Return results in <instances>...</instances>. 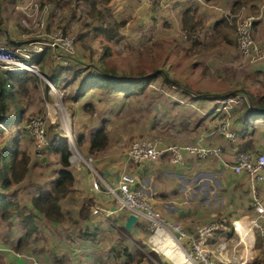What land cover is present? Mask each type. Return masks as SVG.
Returning <instances> with one entry per match:
<instances>
[{
  "label": "rangeland",
  "instance_id": "rangeland-1",
  "mask_svg": "<svg viewBox=\"0 0 264 264\" xmlns=\"http://www.w3.org/2000/svg\"><path fill=\"white\" fill-rule=\"evenodd\" d=\"M235 1V4L226 8H224V4L220 0H217V3L222 5L224 14L229 10L233 13H240L243 16H245L244 14L253 15L256 20L253 32L254 38L256 43L264 48V0H255L252 4L246 2L245 5L241 2L237 4L239 0ZM0 2L6 23L3 27L6 33L5 35L1 34L0 44L3 43V45L12 46L11 44L13 43H23L37 38L38 33L39 35L42 32L48 33L58 27H61L66 35L73 38L75 44L74 53L67 59H65L60 49H48L51 60V65L49 66H51V69L60 66L63 68H71L69 71L62 72L61 74L62 83L59 87H56L59 96L49 94L50 87L45 83L43 74H31V72H28L30 75L38 76L40 81L37 87L31 89V94L28 99H24L23 105L25 104V112L21 116V121L17 115H13L10 119L8 117L4 118V123L8 125V128L6 131H3L5 134L2 133L0 145L4 143L7 145L12 140L17 139L14 137V134L18 135L15 130L18 129V126L21 128L29 118L35 115H41L45 121L46 144L41 151L36 150L30 135H25L26 137L22 141L23 145H20V148L25 150L33 160L32 168L29 167L26 176L29 182L32 179L31 175H33L34 171L37 174H48L52 171L53 164L51 156H53L54 143L66 140L71 157L78 153L79 144L76 142L78 140L76 135L78 131H95L102 126L107 133V145L98 154L103 153L107 155L108 152L112 151L111 154L116 156L115 159L117 161L120 159L123 161L126 157L127 149L133 140L142 137L152 138L153 136H159V134L162 135L163 131L167 129L174 131L182 130L174 118L178 116V111L174 107H178V104L183 103L193 104L192 99L177 97V89L172 87L170 83L165 82L160 75L146 84L138 94L131 96H126L122 93L109 95L100 89H93L78 100H75L74 96L80 90L78 82L88 78L91 72H94L99 65L97 62L98 58L102 54H108L106 59L109 58L115 65L117 64L118 68L116 69L121 71L119 72V76L126 78L129 76H138L143 60L151 57L156 60L157 65L160 67L166 64L165 69L169 72L171 78L180 81L184 87L187 86L186 88L193 89L198 93L208 91L216 93L225 92L228 89V84L225 83L226 80L240 75L239 73H232L227 70L228 60L233 57L232 52L229 50L230 48L219 47L218 40L213 39L216 33L211 29L209 32H201L199 30V37L197 39L199 44L192 46L190 38L186 37L185 34L183 35V33L178 31L169 30L168 27H151L145 30L142 26V21L138 23V19L133 17V12L130 8L129 11L128 7H124L123 11L119 13L115 12L114 14L118 20H124V27L120 29L119 36L115 40L106 42L101 41L94 34L93 28L99 22L93 21L87 15L89 5L84 0H38L41 13H38L37 19L44 18L45 21L44 29L39 31L34 27L33 17L25 16L20 9L15 7L20 4L19 0H0ZM105 6L109 8L108 12L112 15L113 13L109 3L106 0H97L96 8L104 9ZM24 19L25 21H23ZM0 24H2V19H0ZM172 26L177 29L174 24ZM227 26L230 29L229 36H231V39L227 40L228 44L237 48L234 26ZM202 28L205 29L206 27L203 25ZM6 36L7 39L5 38ZM5 39L10 41L4 42L3 40ZM157 40H161V45L156 42ZM106 43L109 44V52L103 51L104 44ZM187 44L188 46H186ZM159 46H162V49L159 50ZM244 61L246 62L244 64H247V69L254 68L257 64L247 59ZM261 62L264 63V61H260L259 63ZM222 65L225 68L224 71L228 72L229 75L224 76L222 72L217 71L221 70ZM49 66H46L48 74H50ZM47 78L50 79L49 76ZM255 80V78H252L250 84L254 83ZM178 91L183 93L182 90ZM213 111L214 108L207 112ZM47 113H49V118ZM183 116L187 118L185 111L183 112ZM38 154H41L43 159H37ZM103 161L107 162V159ZM115 163L118 165L121 164L119 162ZM92 166H89L91 170L94 168ZM23 189L26 194L25 197L17 202V208L19 210H24V206L20 204L30 208L31 196L38 192L35 189V184L23 186ZM84 200L80 199L77 205L75 204L71 209L70 206H67L66 200L62 202L67 222L62 230L53 229L51 231L49 236L50 242L47 245L48 251L51 244L52 249L60 246L59 242L61 246L58 248L63 254H68L66 248H71L73 244H80V247L83 246V241L78 238L80 230L82 233L87 231L91 235L95 234V237L93 236L94 239H91L86 244L92 247L91 250L95 249V247L97 248L96 251L91 253L89 251L86 252L85 249L82 250L80 247L71 250L76 256L82 253L86 254L84 264H173L165 256L160 255L156 245L150 241L143 243L141 240L133 237L131 231H120L119 227L122 223L116 218V214L112 212L108 215L105 213H96L94 215H99L97 219L92 214L94 217L91 215L90 218L94 220V223L91 225H83L79 222L78 224H69V222L71 223L70 214L75 207L80 210L86 206L88 208L90 207L92 211V207L94 206L92 199L88 198L86 202ZM151 204L159 212L160 216L163 217L157 206L153 203ZM97 208H100V206ZM3 222L4 220H0V243L2 241L5 242L4 239L6 237L2 233L5 229L9 230L15 236L19 234L23 238L25 231L23 228L20 229L22 227L20 223L15 225L14 221H12L11 224L3 227ZM225 225H220L216 233L211 237V244L206 247L211 251L209 253L214 264H221L219 259L227 249L234 251L240 248L241 251L246 250V252L254 249L260 255L263 254L264 242L261 238L264 237V234L261 235L259 232H255L253 228L250 229V233L254 235L255 239L254 242H251L253 245L249 248V243L248 241L246 242V238L237 239L232 236L228 239L230 237L228 233L233 230ZM24 228L28 229L29 227L24 226ZM145 231L147 230L145 229ZM144 234L147 233L145 232ZM148 234L150 233L148 232ZM37 236L40 239H35L34 244L31 246L21 247L18 252L21 253L25 249L24 254L29 259V250H34L37 246L46 248L42 244V240L46 239L47 236L41 235L40 232ZM126 236H131L129 240L134 239V241H129ZM241 237L244 236L242 235ZM214 241L218 242L212 244ZM182 242L183 245H186L185 239ZM11 247L14 248L13 243ZM153 250L156 252L157 258L149 254ZM44 251L46 250L44 249ZM141 253L145 256H142ZM71 257L73 256L71 255ZM185 261L189 264L187 259ZM221 261L225 262L226 259H221ZM252 261L250 260L247 264H251Z\"/></svg>",
  "mask_w": 264,
  "mask_h": 264
},
{
  "label": "crops",
  "instance_id": "crops-1",
  "mask_svg": "<svg viewBox=\"0 0 264 264\" xmlns=\"http://www.w3.org/2000/svg\"><path fill=\"white\" fill-rule=\"evenodd\" d=\"M19 1V5H22V1ZM220 1L224 4V8L231 7L232 4L236 3L235 0ZM239 1L245 5L246 2L252 4L255 0ZM108 3L113 16L115 12L119 13L123 11L124 7H128V10L130 8V10L133 12V17L138 19V23L142 21V26L145 30L151 27H168L169 30L178 31L180 33H182L180 29L181 13L190 6L185 0H179L156 6H153L150 2L142 0H111ZM191 6L195 8L196 18L202 21V27L203 25L206 27L205 29L201 27L199 30H201V32H209L210 29L215 31L216 35L213 39L218 40L219 47L230 48L229 50L232 52L233 57L229 58L228 60L227 70L232 73H239L240 75L232 77V79L228 78L225 82L228 84V89L221 93L208 91L198 94L196 93L197 91L193 89L191 91H186L181 87H176L175 89H177V97H182L184 99L191 98L193 104L183 103L178 104V107H174V109L178 111V116L174 118L178 125L181 126L183 131L167 129L166 131H163L164 134H159V136L164 140L165 143H200L204 146L218 147L221 151L220 155H210L204 159L189 158L188 163L184 167H178L169 164L166 157L160 158L156 161L144 162L142 164H132L126 160V157L123 159V161L122 159L117 161L115 159L116 156L111 154L112 151L108 152L107 155H104L103 153L98 154L101 150L90 153L89 135L94 130H89L88 132L81 130L76 134L77 138L78 136L83 137L78 147L79 151L77 154H74L72 157L70 155L69 157L70 170L74 177L72 190L66 195L60 197L59 204L65 215L62 206V202H64V200H66L67 206H70L71 209V207L75 206V204L77 205L80 199L84 200L87 198L84 200L85 202L88 201V198L92 199L94 206H100V210L109 209L113 214H116V218L120 220L122 223L121 225L124 227L123 224L126 220L127 212L116 208V202H114L115 200L112 196L105 192L103 182L110 184L116 183L120 174L126 171L136 175L139 180L141 190L149 199L148 201L157 206L162 216L164 218H168V220L171 222L180 225L182 229L188 234L195 235L196 230L199 227L207 225L209 222L216 220L218 217L225 216L228 218V221L237 220L246 225V228H248V232L243 235L240 233H235L232 226L229 223L226 224L225 226H229L230 229L233 230L229 233L227 232L230 236L228 239H230L232 236L237 239L246 238V242L248 241L249 248H251L253 245L251 242H254L255 239L254 235L250 233L249 229V222L255 217V212L251 206V203L255 192L258 198L264 201V179L257 181L252 180V178L246 174L235 173L228 165L234 162L235 155L239 151L254 153L264 152V63H259L260 61H254L252 63H257L256 66H254V68L247 69V64H244L246 63L244 61L245 58L241 57L238 46L235 48L233 45L228 44L227 40L231 39V36H229L230 29L227 28L228 24L226 25L224 23L225 18L223 20V7L220 3H217V0H191ZM248 7L246 8L248 9ZM73 10L76 11L75 8H73ZM3 15L4 13L1 11L0 19H2V24H0V36L1 34L5 35L6 33L3 28L4 24H6ZM114 17L117 18L116 16ZM219 23L221 24L218 26ZM172 24H174L177 29H175ZM255 24L256 20L254 25ZM5 38L7 39V36ZM5 40L3 41L8 42V40ZM197 44H199V42ZM186 46H188V44ZM224 69L225 68L222 65L221 70L217 71L222 72L224 76L229 75V73L224 71ZM42 76L45 78L44 80L41 77L42 80H44L47 84V80L49 79L45 77L44 74ZM252 78H255L256 80L254 83L250 84V80ZM178 90H182L183 93H180ZM30 92L29 95L31 94ZM237 94L242 95L243 99L240 102L233 103L230 109V129L235 135L234 139L230 140L225 138L223 135L214 132V128L222 112L219 110H214L213 112L208 113L207 111L219 106V99L235 97ZM28 97L24 99L27 100ZM23 106L25 108V104ZM184 111L187 118H184L183 116ZM24 112L25 109L23 113ZM23 113L21 116H23ZM47 116L49 118V113H47ZM187 119L189 120L186 121ZM15 131H17L18 135L14 134V137L19 139L20 145H23L22 141L28 134L23 132L19 126ZM64 131H66V129H64ZM4 145L6 144L4 143L0 146L3 147ZM103 150L104 148L102 151ZM58 155L59 154L54 149L53 156H51V161L53 164L51 172L48 174H37L34 171L33 175H31L32 179L30 182L27 181V177H25L20 183L14 185L10 191L4 192L7 200L16 203L19 202L23 197H25L26 193L23 189V186L26 185L29 186L31 184H35V189L38 191L31 196V199L42 192L51 191L55 183L56 176L61 169V165L58 161ZM88 156L92 158L90 165L85 162V158ZM37 159L41 160L43 159V156L38 154ZM102 159H107V162L103 161ZM115 162H119L121 164L118 165ZM32 165L33 160L30 157L29 167L32 168ZM89 166L94 168L91 170ZM95 179L100 181L99 190L93 188V181ZM31 199L30 208L20 204L21 206H24V210H19L20 212H17L13 208L12 216L7 219H0L2 221L4 220L3 227L7 224H11V222L14 221L15 225L20 223L22 226L20 229L23 228L25 231V235L22 238L19 234L15 236L9 230H3L2 233L6 238L4 239L5 242L2 241V243H0V251L6 252V260L11 264H31L30 259L13 255L14 252H18L16 249L17 246L22 248L27 245L31 246L34 244L35 239H40L37 236L40 232L41 235L43 234V236H47L46 239H41L42 244L46 246V248L37 246L34 250H29V256L31 258L38 259L46 263L84 264L86 254L82 253L76 256L71 252L72 249L80 247V244L72 243L73 245L71 248H66L68 254H63L58 248L61 246L60 242V246L56 247L55 249L51 248V244L48 251L47 245L50 242L49 236L51 231H53V229L62 230L67 222V218L65 215L64 221L60 223L48 221L41 215L34 213V209L31 206ZM72 211L73 212L70 214L71 223L69 222V224H78L79 222L83 225H91L94 223V220L90 218L92 214L94 215L90 207L88 209L87 217L81 216L82 209L79 210L77 207H75V209ZM23 212L26 215L30 214L32 219H30V221H23L20 216V214ZM94 216L96 219L99 218V215ZM28 222H30L34 227V230L29 237L26 235L28 229L24 228V226L30 228ZM253 230L255 232L257 231L254 228ZM120 231L124 232V230ZM126 231H131V235L141 240L143 243L149 242L151 234H148V232L145 231L143 222H135L132 229H125V232ZM143 232H146L147 234H144ZM158 232L162 233L165 241L170 243L169 246L172 247V249H175L172 241L168 238L166 233H164L162 230H158ZM87 233V231L82 233L79 230L78 238L82 240V243L84 244L80 248L91 253L96 251L97 248L95 247V249L91 250L92 247H89L86 243L91 239H94L95 234L91 235ZM82 235H85V237H82ZM242 235L244 237H241ZM130 237H127L128 240ZM211 237H209V242L207 243L206 247L211 244ZM261 239L264 242V237ZM129 241L133 242L134 239H130ZM217 242L214 241L212 244H216ZM12 243L14 248L11 247ZM183 246L186 248L188 247L187 241L186 245ZM44 249L46 251H44ZM24 250L25 249H23L21 253L24 254ZM44 252L45 254H43ZM158 252L160 253L159 250ZM180 254V258L176 260L170 258L169 256L165 257L173 264H187L184 254L181 251ZM67 255L68 257L66 258ZM71 255L73 257H71ZM160 255L162 254L160 253ZM258 255H260V253H258V251H254V249L250 252H246V250L241 251L240 248H237L234 251L227 249L222 254L219 261L221 264H247L250 260H253ZM221 259H226V261L222 262Z\"/></svg>",
  "mask_w": 264,
  "mask_h": 264
},
{
  "label": "built area",
  "instance_id": "built-area-1",
  "mask_svg": "<svg viewBox=\"0 0 264 264\" xmlns=\"http://www.w3.org/2000/svg\"><path fill=\"white\" fill-rule=\"evenodd\" d=\"M21 1L22 5H18L17 7L25 16L33 17L32 20L37 31L43 30L45 27L44 18L37 19L38 13H41L38 0ZM142 1L153 2V0ZM157 1L160 4H168L179 0ZM223 15L226 21L234 26L236 42L241 56L251 62L264 61V48L256 43L253 34L255 17L246 14L243 16L240 13H233L229 10L225 14L223 13ZM46 46L55 50L60 49L65 59L69 58L75 51L73 38L66 35L61 27H58L48 33L42 32L41 35L38 33L37 38L23 43L18 42V44L12 46L0 44V71L13 73L27 71L40 75L38 66L31 60L35 54L42 52ZM47 84L50 87L49 93L59 96L58 90L52 82L47 80ZM242 99V95L237 94L235 97H228L218 101L220 105L214 108V110H219L222 114L219 116L214 132L223 135L227 139H234V132L230 129V109L233 103L240 102ZM44 122L41 115H35L29 118L21 127L23 132L32 137L37 151H41L46 144ZM0 128L6 131L8 125L0 121ZM220 153L221 151L218 147L204 146L200 143H165L160 136H153L152 138L142 137L133 140L127 149L126 160L132 164H140L144 161H156L165 156L169 164L184 167L188 163L189 158L204 159L210 155L219 156ZM85 162L90 165L92 158L88 156L85 158ZM228 166L235 173L246 174L252 180H263L264 152L239 151L235 155L234 162ZM94 173L96 174L95 171ZM103 187L105 192L114 198L117 209L127 213L132 212L138 216L137 222H143L144 228L151 234L149 241L156 245L160 253L175 260L180 258V250L178 248L172 249L169 246L170 243L165 241L162 233L158 232V230L161 229L163 232L167 231L173 234L174 240L181 248V252L191 264H214L209 253L211 251L206 248V245L209 237L216 232L220 225L229 223L235 233L244 235L248 232L246 225L241 222L237 220L228 221L227 217L221 216L207 225L199 227L195 235L188 234L180 225L160 216L141 190L136 175L130 172H122L115 184L103 182ZM93 188L99 190L100 181L98 179L93 181ZM251 206L255 212V217L249 222V229L254 228L262 235L264 234V201L258 198L256 192L254 193ZM92 211L94 214L105 213L106 215L112 212L109 209L100 210L96 206H93ZM183 239L189 244L187 248L182 245ZM14 255L28 259L25 254L20 252H14ZM29 259L31 260V264H60L46 263L31 257Z\"/></svg>",
  "mask_w": 264,
  "mask_h": 264
},
{
  "label": "trees",
  "instance_id": "trees-1",
  "mask_svg": "<svg viewBox=\"0 0 264 264\" xmlns=\"http://www.w3.org/2000/svg\"><path fill=\"white\" fill-rule=\"evenodd\" d=\"M78 1V0H77ZM89 8L87 9V15L93 21H98V25L94 26L93 32L99 37L101 41L111 42L115 40L120 33V29L124 26V20L119 21L113 15H111L108 10L109 8L105 6L104 9H98L97 0H84ZM111 0H106L110 2ZM188 2L189 7L182 11L180 16V29L183 35L190 38L191 45L195 46L198 43L197 31L201 29L202 21L196 18L195 8L191 6V0H185ZM240 1L237 2L239 4ZM236 4V5H237ZM153 6L160 5L159 1L153 0ZM238 6V5H237ZM2 11V4L0 2V13ZM224 23L229 24L226 19ZM221 23L218 24V26ZM64 31V30H63ZM10 40H8L9 42ZM161 45V40H157ZM15 45V43L11 44ZM159 50L162 46H159ZM48 47L35 54L32 57V62L36 64L39 71L46 77H50L52 84L59 87L61 82L62 72L69 71L71 68L55 67L51 69L50 53L48 52ZM109 44H104L103 51L109 52ZM103 52V53H104ZM108 54H102L98 58V66L91 72L88 78L80 80L79 91L74 96L75 100H78L82 95H84L89 90L100 89L109 95L123 94L126 96H131L138 94L142 91L143 87L154 79L156 76L160 75L163 80L170 83L172 87H181L183 90L191 91L181 84L180 81L175 80L169 76V72L165 69L166 64L163 67L157 65L155 59L149 57L143 60L140 72L138 76L120 77L118 65L114 64L109 58L106 59ZM46 66H49L50 74H48ZM121 68V67H119ZM32 74V73H31ZM76 78V76H75ZM73 78V79H75ZM40 79L36 75H30L27 71L13 73L9 71H0V121H4L5 117L10 119L13 115H17L20 119L21 114L24 111V98L28 97L29 92L32 88L37 87ZM47 87V85H46ZM198 93V92H196ZM202 94V93H198ZM93 111V110H92ZM3 130L0 128V140L2 138ZM82 136H78L76 141L78 144L81 143ZM1 143V142H0ZM89 152H97L105 148L107 145V133L104 128L100 126L94 132L89 135ZM53 148L56 150L58 155V161L61 165L53 188L49 192H42L31 199V206L34 209V213L41 215L50 222L60 223L64 221L65 215L60 207L59 200L60 197L66 195L72 190V185L74 182L73 174L70 170L69 157L71 155L67 141L61 140L54 144ZM30 156L29 154L20 148L19 140L15 139L10 142V144L0 146V219H7L13 215V208L15 211L20 212L17 208V203L7 200L4 192L10 191L11 188L20 183L25 177L29 170ZM88 207L84 206L81 211L82 217L88 216ZM23 221H30L32 216L23 213L20 214ZM30 228L27 230V237H29L34 230L33 225L28 222ZM120 230H124L121 225ZM85 237V235H82ZM21 247L17 246L16 249L19 250ZM151 256L157 258L156 252H149ZM130 255V254H129ZM142 256H145L141 253ZM131 258V256H130ZM0 264H11L6 260V252L0 251ZM251 264H264V252L262 255L257 256L253 259Z\"/></svg>",
  "mask_w": 264,
  "mask_h": 264
},
{
  "label": "water",
  "instance_id": "water-1",
  "mask_svg": "<svg viewBox=\"0 0 264 264\" xmlns=\"http://www.w3.org/2000/svg\"><path fill=\"white\" fill-rule=\"evenodd\" d=\"M138 221V216L132 212L127 213L126 220L124 221V228L126 230H131L134 223Z\"/></svg>",
  "mask_w": 264,
  "mask_h": 264
},
{
  "label": "bare ground",
  "instance_id": "bare-ground-1",
  "mask_svg": "<svg viewBox=\"0 0 264 264\" xmlns=\"http://www.w3.org/2000/svg\"><path fill=\"white\" fill-rule=\"evenodd\" d=\"M64 115V114H63ZM65 116V115H64ZM161 230V229H160ZM163 231V230H162ZM164 233H166V235L168 236V238L172 241V243H173V246L175 247V248H178L180 251H181V248H180V246L178 245V243L174 240V236H173V234L172 233H169V232H167V231H164ZM188 261V260H187ZM188 263L189 264H191L189 261H188Z\"/></svg>",
  "mask_w": 264,
  "mask_h": 264
},
{
  "label": "clouds",
  "instance_id": "clouds-1",
  "mask_svg": "<svg viewBox=\"0 0 264 264\" xmlns=\"http://www.w3.org/2000/svg\"><path fill=\"white\" fill-rule=\"evenodd\" d=\"M165 157V156H164ZM163 158V157H162ZM167 158V157H166Z\"/></svg>",
  "mask_w": 264,
  "mask_h": 264
}]
</instances>
